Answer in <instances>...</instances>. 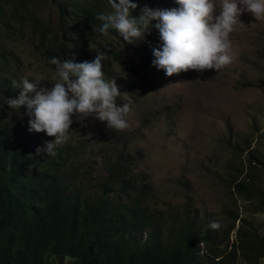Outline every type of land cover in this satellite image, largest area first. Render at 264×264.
<instances>
[{
	"label": "trees",
	"instance_id": "1",
	"mask_svg": "<svg viewBox=\"0 0 264 264\" xmlns=\"http://www.w3.org/2000/svg\"><path fill=\"white\" fill-rule=\"evenodd\" d=\"M50 1L59 12L56 24L38 16L29 6L31 0H0V23L5 26L0 28V264H240L239 257L259 264L264 257V234L248 228L249 221L239 210L225 222L215 213L193 210L190 203L178 210H160L153 184L144 173L133 172L135 157L129 152L113 155L105 163L107 174L93 181V172L83 160L86 141L70 137L55 149V156H49L32 146L37 137L44 136V146L45 141H53L46 133L24 134L13 128L29 124L25 118L17 119L18 109L7 104L21 92L12 84L13 80L21 83L11 72L17 59L5 47L10 33H24L30 27L34 35L39 34L38 49L54 70L49 63L53 56L77 63L93 61L94 45L97 52H107L125 65L124 52L110 37L123 38L112 28L107 34L98 31L103 22L97 15L113 11L110 0ZM131 2L138 5L135 16L145 7L171 9L177 4ZM157 32L151 29V34ZM142 42L127 44L142 58H150ZM129 58L128 64L134 62ZM102 70L106 79L118 82L112 61L106 58ZM259 137L264 139V131ZM257 148L248 139L232 146L241 166L227 186L252 203L254 210L262 211L264 176ZM237 220V239L225 245ZM212 221L221 227L212 230ZM201 241L203 247L198 246Z\"/></svg>",
	"mask_w": 264,
	"mask_h": 264
},
{
	"label": "rangeland",
	"instance_id": "2",
	"mask_svg": "<svg viewBox=\"0 0 264 264\" xmlns=\"http://www.w3.org/2000/svg\"><path fill=\"white\" fill-rule=\"evenodd\" d=\"M29 6L38 16L56 24L59 12L50 0H31ZM240 20L242 23L230 36L234 62L219 72L189 70L168 77L164 70L153 66L152 49L162 43L159 32L147 35L142 42L150 58L139 56L119 37H110L125 54L124 66L107 52L106 58L114 63L119 75L116 82L121 95L117 105L130 107L125 117L129 128L117 132L94 117L81 121L73 115L69 131L71 138L86 141L83 160L93 172V181L107 174L105 163L113 155L129 152L135 157L133 172L144 173L153 184L158 209L178 210L190 203L193 210L215 213L224 222L239 210L241 217L248 219V228L264 234V210H254L252 203L238 198L233 187L227 186L241 166L231 148L245 139L258 147L260 173L264 176V139L259 137L264 131V19L257 21L245 12ZM4 27L0 23V28ZM10 35L5 47L17 59L11 71L16 79L21 82L25 75L29 79L40 76L44 86L53 87L58 77L38 49L40 35H34L30 27L24 33ZM97 48L94 45L95 53ZM128 57L134 62L128 64ZM26 112L25 105L14 115L27 122ZM13 128L31 134L27 123ZM43 138L37 137L32 143L36 151L43 149ZM248 154L244 151L243 156ZM247 169L246 165L245 173ZM239 224L237 220L225 245L236 241ZM203 251L205 248L200 254ZM239 263L248 264L242 257ZM259 264H264V257Z\"/></svg>",
	"mask_w": 264,
	"mask_h": 264
},
{
	"label": "clouds",
	"instance_id": "3",
	"mask_svg": "<svg viewBox=\"0 0 264 264\" xmlns=\"http://www.w3.org/2000/svg\"><path fill=\"white\" fill-rule=\"evenodd\" d=\"M178 8L152 9L145 7L139 16L133 15L138 7L131 0H110L113 11L98 14L102 21L99 32L107 34L109 28L116 30L128 44H134L151 34V29L159 31L162 42L152 49L155 59L153 66L164 70L168 77L189 70L204 72L220 70L230 66L235 53L230 39L242 22L243 13H251L257 21L264 19V0H176ZM218 13V14H217ZM153 21H156L153 24ZM106 54L97 52L93 61L74 62L53 56L49 61L55 65L58 77L49 88L43 85L42 77L21 78L18 97L7 100L11 109L27 106L29 131L46 133L55 137L45 141L43 151L55 156V149L69 139L73 115L79 120L94 117L106 122L107 128L117 132L129 128L125 117L130 112L127 104L117 105L121 95L115 79L108 80L103 72ZM217 221L209 228L218 230ZM203 247V241L198 245Z\"/></svg>",
	"mask_w": 264,
	"mask_h": 264
}]
</instances>
